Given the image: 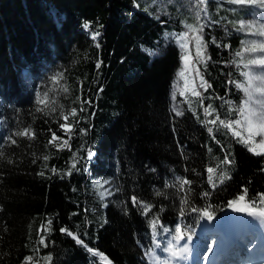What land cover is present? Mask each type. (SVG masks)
I'll use <instances>...</instances> for the list:
<instances>
[{
  "label": "trees",
  "instance_id": "1",
  "mask_svg": "<svg viewBox=\"0 0 264 264\" xmlns=\"http://www.w3.org/2000/svg\"><path fill=\"white\" fill-rule=\"evenodd\" d=\"M206 2L0 0V264H151L176 225L196 231L192 206L216 217L245 190L261 201L264 154L207 123L240 118L249 8ZM189 26L197 115L173 108L182 52L165 37Z\"/></svg>",
  "mask_w": 264,
  "mask_h": 264
},
{
  "label": "snow or ice",
  "instance_id": "2",
  "mask_svg": "<svg viewBox=\"0 0 264 264\" xmlns=\"http://www.w3.org/2000/svg\"><path fill=\"white\" fill-rule=\"evenodd\" d=\"M199 2L201 4H204L205 0H199ZM228 2L232 4H246V3L255 4L259 8H264V0H228ZM84 27L87 28L88 25L85 24ZM245 27H247L250 31L252 29L251 24L246 25L243 21H241L240 27L238 30H243ZM189 30L195 31V29H192L191 26H189ZM256 34L261 37H264V27L259 28ZM95 35H98V33H96ZM95 35L93 36V39H95ZM186 37H187V33H183L182 35L178 37V39L182 42L181 47H184L183 41L185 40ZM196 43L197 45L201 44V40L199 37L196 38ZM243 51L252 52V53H255V52L264 53V42L257 43L253 41L250 45L245 47ZM198 55L202 56V52L200 51L199 48H198ZM236 55L242 56V52L237 51ZM183 59L187 61L188 58L187 56H185L183 57ZM248 65H259V66L264 67V56H261L257 59H249L245 67H247ZM97 67H99V65H97ZM180 75L183 76L184 73L181 72ZM197 75H199V72H197ZM242 75L245 77V80L243 83H235V81L233 82L235 83L236 88L240 89L241 91L245 93V97H246L244 99V102L238 108L237 114L240 116V119H232V120L225 121L217 117L216 119L208 120L207 123L215 125L217 124V122H219V124L222 127L231 131L233 136L238 137V142L246 146H249L248 147L249 152H252L256 155H261V154H264V75L256 76V75L250 74V72H247V71L243 72ZM181 95H183V93H181ZM194 95H199V93H194ZM256 97H260L262 99H256ZM257 105H259V107H257ZM211 107L212 106L209 105V108ZM75 111L76 110L73 109L71 114L74 115ZM205 114L211 115V112L209 111V109L207 108L205 109ZM177 115H182V113L177 112ZM64 120L67 121L68 116H64ZM234 125H235V128L233 127ZM62 127L65 129L66 132L71 130V125L69 124H64L62 125ZM236 129H241V130L237 131ZM211 131L212 129L209 128V132ZM15 135L29 136V138H31L32 134L30 130L24 129V131L17 132L15 133ZM256 137H260V139L257 141ZM57 139L58 137L55 136V134H53L52 140H57ZM51 142L52 141H49V143ZM13 143H15V141H13ZM91 155L92 153L89 152V156ZM45 159H47V157H45ZM225 162L229 163L230 161L226 160ZM208 172L210 174H213L215 173V169L208 168ZM220 179L222 182L224 179H226V176L223 173H221ZM209 182L210 183L212 182L211 175L209 176ZM190 183L191 182L189 180H186V179L182 180L180 182V190L182 191L184 188V185H187ZM204 195L207 196L208 193H204ZM246 195H247V192L245 190V194L239 195L237 196L235 200L229 201L228 206L233 208V210L237 212H248L249 214H257L261 218H264V211H259L257 213L253 207L242 203L243 201H245ZM260 199H261V202H264V196H261ZM133 202L134 203L136 202V197H133ZM183 204L186 205L187 201L184 200ZM144 211L145 213H147L149 211L148 207H145ZM191 211L199 212V214L202 217H207L208 219L212 218L211 213L207 211V209L200 210V209H197L195 206H192ZM180 215L181 216L185 215V211L183 207H181L180 209ZM50 223L51 221H49V224ZM158 223H159L158 220H154L152 223V227L155 228ZM61 231L64 232L66 230L61 229ZM163 231L168 232V229L164 228ZM174 232H175V235L173 236V240L176 241L177 243L183 240L185 236H187L188 240H191L192 238L190 234L186 232H182L181 227L179 225L175 226ZM67 234L69 236H72L77 244H83V241L73 236L72 232H68ZM40 243L43 244L44 240L41 239ZM156 247H159V244H157ZM88 251L91 252L92 249L89 248ZM164 251L168 252L171 257L176 258V257H183L185 254H187L190 251V249L187 244H184V246L180 248H174L172 242L169 241ZM208 251L209 252L212 251V248L210 246L208 248ZM46 259L50 260L51 257H46Z\"/></svg>",
  "mask_w": 264,
  "mask_h": 264
},
{
  "label": "rangeland",
  "instance_id": "3",
  "mask_svg": "<svg viewBox=\"0 0 264 264\" xmlns=\"http://www.w3.org/2000/svg\"><path fill=\"white\" fill-rule=\"evenodd\" d=\"M206 3L207 2L205 0L204 5ZM242 5H246L245 7L249 8V14L245 15L244 19H242L241 21H243L246 25L251 24L252 25L251 30H252V32L255 33V35H253V36H248L246 43H245V47L250 45L253 41H255L257 43L264 42V37H261V36L256 34L257 31L259 30V28L264 27V8H259L255 4H247L246 3V4H242ZM199 7L201 8V5H198V7H196V9ZM199 11H200V9H199ZM243 31H246V33H247L249 31V29L247 27H245L243 29ZM183 33H187V37L183 41L184 47H181L182 42L178 39V37L180 35H182ZM194 34H195V32L189 30V28H188L187 30H185L183 32H175V31L166 32L165 37L168 39H171L177 46H179L181 48V52H182L181 53V64H180L178 71L176 72V75H175V78H174V81L172 84L171 103L173 105V108L176 111H180V109L182 107L187 108L191 112H193L195 115H197L200 104L197 102L198 95H194V93H199V95H201L202 88L199 86V83H198L199 80L196 77V71H195V67H194L195 64L193 61H191V57H192L191 51L192 50H191V47L189 46V44L190 43H192V45L194 44L193 47H195V48L197 46L196 37L194 36ZM196 51H198V47L196 48ZM157 52L158 51L154 52V54H156ZM185 56H187V58H188L187 61H185L183 59V57H185ZM261 56H264V53L246 52V55H244V57H243V64H242L243 72L247 71V72H250V74L256 75V76L264 75V67H262V66L248 65L247 67H245V65H247V62L249 59H257ZM181 72L184 73L183 76L180 75ZM244 80H245V77L243 76L242 83L244 82ZM181 93H183V95H181ZM256 99H262V98L256 97ZM257 107H259V105H257ZM205 109L203 108V112ZM64 124H69V123H68V120L65 121L63 118V125ZM233 127L235 128V125ZM236 130L240 131L241 129H236ZM256 139L258 141L260 139V137H256ZM246 147H249V146H246ZM91 153H92V155L91 156L88 155V157L91 161H95V152H91ZM96 185L100 188L101 193L104 196L107 195L108 192L110 191V187L108 186L107 179H97ZM250 201H252V202L248 201L249 203H247V202H242V203L247 204V205L255 208V210L257 209L258 211H261V210L264 211V203L263 202H261L260 200H257V199H253ZM246 216H248V215H246ZM242 218H244L246 222H248L249 220L252 221V217L250 215L248 216V221H247L245 216ZM214 222H216V221H208L205 223H210V224L212 223L213 224ZM211 228L216 231L215 234L212 235V237H207V236L206 237L208 238V240L210 242H213V239H214V240H216V243H217V241H218L217 239L220 237L222 239V237L225 235V231H224V229H220V233H217V229L215 227H211ZM199 232H201V227H198V229L193 233V235L198 236ZM203 233L201 232V235H204ZM174 235H175V233H174ZM215 236H217V238ZM186 240H181V241H179V243H177L174 240H171V241H174L173 242L174 248H180V247L184 246V244H185L184 242H186ZM166 247L167 246H165V248ZM190 253H192L191 250L187 254H185L183 257L174 258V257H171L168 252L163 250L162 257H159V258L155 257V259L151 261V264H186L188 262L187 258H189L187 255H190ZM201 254L202 253L200 251L199 252L200 259H203L204 256L201 257ZM259 257L260 256H258L257 259ZM199 262H200V260H199ZM245 264H252V263L248 262ZM255 264H264V258L257 260L255 262Z\"/></svg>",
  "mask_w": 264,
  "mask_h": 264
},
{
  "label": "bare ground",
  "instance_id": "4",
  "mask_svg": "<svg viewBox=\"0 0 264 264\" xmlns=\"http://www.w3.org/2000/svg\"><path fill=\"white\" fill-rule=\"evenodd\" d=\"M255 209V208H254ZM235 211V210H234ZM230 212L229 214H227L223 220L221 221H216L213 223V226L214 227H218L220 225H223L224 223H227L228 221H230L231 219L233 218H239L240 219V222H241V234L239 237V240H240V244H242V241L245 240V236H246V233H245V226H248L249 228V231L251 232H254L256 231L258 233V238L256 239L255 242H259L261 245H263L264 247V218H261L259 215L257 214H249L248 212ZM263 211V210H261ZM256 212L258 213L259 211L256 209ZM246 213V214H245ZM246 215H250L252 217V221L251 222H246L244 218L242 217H246V219L248 220V216ZM212 224V223H211ZM210 223H204V227L206 228L205 230V233L204 235L201 236L202 238V243H201V247L199 249V251L201 250V252L203 251L204 254L208 251V248L209 246L211 247V243L207 237H212V235L215 234V230H213L211 227ZM218 225V226H217ZM247 231V230H246ZM219 232V231H217ZM207 236V237H206ZM229 243V244H228ZM227 246H226V250L224 252H222L220 254V256H216L214 257V259H216V263H219L221 260H225L226 261V264H244L245 262H249V263H252V264H255V256H256V253H252V251H254L253 249V245L255 243H250L251 244V247L249 248H246V247H239L236 243H232L231 241H229ZM223 245V243L221 244L222 246V250L224 249L225 245ZM244 248V249H243ZM220 249V247L218 248V250ZM192 251V249H190ZM244 250H246L247 252H244ZM242 254H243V258H244V255H246V257H251L249 258L248 260H245L242 258ZM189 257V260L187 258V261L192 263L190 260L192 259L191 257V254L190 255H187ZM213 258V257H212ZM214 264H215V261H214Z\"/></svg>",
  "mask_w": 264,
  "mask_h": 264
}]
</instances>
